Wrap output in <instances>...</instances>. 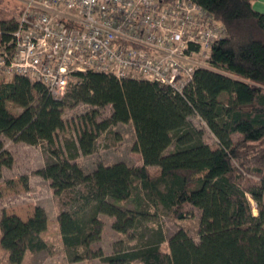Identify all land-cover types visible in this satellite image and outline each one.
<instances>
[{"label": "trees", "instance_id": "obj_1", "mask_svg": "<svg viewBox=\"0 0 264 264\" xmlns=\"http://www.w3.org/2000/svg\"><path fill=\"white\" fill-rule=\"evenodd\" d=\"M194 1L225 36L212 45L208 67L195 69L181 93L88 71L74 74L58 98L39 81L0 74V136L29 146L45 143L52 157L35 174L49 181L56 199L68 264H264V14L253 8L254 0ZM16 28V20L0 19V49ZM79 103L110 106L111 115L93 122V132L85 127L76 140L65 141L67 159L61 160L54 139L65 127L62 111ZM191 116L205 123L216 149L204 142ZM118 123L132 124L142 165L118 162L84 173L74 161L91 155L97 135ZM12 163L0 142V178ZM186 206L199 212L197 242L182 228L167 240L160 228L149 239L138 234L159 213L189 218ZM100 216L111 218L112 230L124 238L110 254L92 248L101 238ZM46 231L41 207L25 221L3 215L0 248L8 264H21L26 252L47 251Z\"/></svg>", "mask_w": 264, "mask_h": 264}, {"label": "built area", "instance_id": "obj_2", "mask_svg": "<svg viewBox=\"0 0 264 264\" xmlns=\"http://www.w3.org/2000/svg\"><path fill=\"white\" fill-rule=\"evenodd\" d=\"M16 22L0 74L39 81L58 98L88 71L181 93L225 36L194 0H22Z\"/></svg>", "mask_w": 264, "mask_h": 264}, {"label": "rangeland", "instance_id": "obj_3", "mask_svg": "<svg viewBox=\"0 0 264 264\" xmlns=\"http://www.w3.org/2000/svg\"><path fill=\"white\" fill-rule=\"evenodd\" d=\"M22 8V0H0V19L17 20ZM13 113L20 110L11 108ZM93 111L96 112L92 118ZM111 115V107L93 108L87 104L79 103L74 107H65L62 111L64 129L55 136V146L59 150L60 159L66 160L67 155L64 149L65 141L76 140L86 127L94 131L93 122L100 123ZM192 125L201 130L204 142L211 148H217V140L208 131L205 123L197 116L189 117ZM108 132L99 133L96 137L95 150L91 155H79L74 161L84 173H91L98 165H112L122 162L128 166H141V156L133 150L135 133L131 123H118L113 125ZM111 132V134L109 133ZM3 148L10 153L13 163L10 168H3L0 178V219L3 215H12L27 220L33 213L35 207L44 209L47 215V231L42 235L48 245V250L37 254L26 252L21 264H68L66 255L62 248L60 235L57 227L56 199L50 188L49 181H46L35 174L42 169L52 157L45 150V143L36 146H29L23 143H14L11 140L0 136ZM173 148L170 147L169 151ZM154 170V168H150ZM26 179V180H25ZM130 203H124V208H131ZM185 210L191 216L184 220H174L167 215L159 213L157 222L148 223L143 226L138 234L151 238L152 229L160 228L165 240L177 229L186 230L189 236L198 241V220L199 212L190 206ZM252 210L256 213L255 205ZM103 221V230L100 240L92 245L93 249H101L104 254L112 252L115 242L123 237L115 233L111 228L112 219L100 216ZM126 241V239H125ZM133 243H126L131 246ZM0 264H8L7 254L0 248ZM76 264H103L99 260L82 261Z\"/></svg>", "mask_w": 264, "mask_h": 264}, {"label": "crops", "instance_id": "obj_4", "mask_svg": "<svg viewBox=\"0 0 264 264\" xmlns=\"http://www.w3.org/2000/svg\"><path fill=\"white\" fill-rule=\"evenodd\" d=\"M253 8L264 14V0H254L253 1Z\"/></svg>", "mask_w": 264, "mask_h": 264}, {"label": "bare ground", "instance_id": "obj_5", "mask_svg": "<svg viewBox=\"0 0 264 264\" xmlns=\"http://www.w3.org/2000/svg\"><path fill=\"white\" fill-rule=\"evenodd\" d=\"M253 204V203H252Z\"/></svg>", "mask_w": 264, "mask_h": 264}]
</instances>
